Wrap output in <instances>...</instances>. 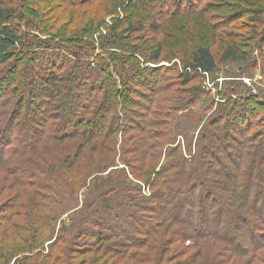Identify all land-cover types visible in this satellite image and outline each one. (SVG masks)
I'll use <instances>...</instances> for the list:
<instances>
[{"label": "trees", "instance_id": "16d2710c", "mask_svg": "<svg viewBox=\"0 0 264 264\" xmlns=\"http://www.w3.org/2000/svg\"><path fill=\"white\" fill-rule=\"evenodd\" d=\"M134 2L148 10L162 5L150 11L155 32L167 23L183 31L179 22L186 17L187 31L197 33L204 24L212 39L195 46L185 64L194 74L159 67L162 44L141 47L138 37L130 38L143 27L121 19L109 32L129 41L123 43L128 54H110L117 42L105 41L95 55L90 38L116 8ZM169 2L0 0V99L15 91L28 104L38 98L36 107L47 108L54 128L51 139L24 158L23 171L8 164L13 150L5 158L0 143V264H264V254L256 256L264 250V103L234 81L224 84L222 102L207 119L182 115L204 93L187 85L214 72L216 59L244 63L254 48L264 54V0ZM38 33L49 37L38 39ZM60 51L71 60L63 74L67 59L50 58ZM39 52L48 60L41 70L49 73L38 77ZM22 57L30 78L13 84ZM0 120V140L26 146L20 124L13 126L6 114ZM91 122L98 128L83 127ZM198 127L190 154L189 134ZM247 155L251 171L242 170ZM186 241L193 245L185 247Z\"/></svg>", "mask_w": 264, "mask_h": 264}, {"label": "rangeland", "instance_id": "374dc122", "mask_svg": "<svg viewBox=\"0 0 264 264\" xmlns=\"http://www.w3.org/2000/svg\"><path fill=\"white\" fill-rule=\"evenodd\" d=\"M30 1V0H28ZM160 1H167V0H160ZM170 2H173L174 0H168ZM196 2H200L201 5L204 4L205 2H209L210 0H195ZM55 2L58 1H54L53 4ZM169 2V4H170ZM137 3L134 2L133 4H125L122 7L116 8L113 12V15L107 16L104 20V24L102 25V27L100 28L99 32L94 34L91 38L90 41L92 42V45H94V50H95V55L98 53H101V50H105V49H101L103 48V43L105 41H112V42H117L115 44V46L113 47H109L108 50H111L113 52H110V54H120V52H123V55L128 54V50L123 49L124 42H127V39H120L118 40L115 36L110 35L109 32V27L112 25V22L117 20V19H121L122 21H124V24L128 23L129 21L139 24L143 27L142 31L140 33H135L133 37L130 38V40H133L134 38L138 37V40L136 41L137 43H140L141 47H145V46H152L155 45L157 42H160L162 44V52H161V59H160V63H159V67L161 68H166V67H170L173 68L174 66L177 68V70L181 73H187V74H194V72L192 70H190L189 68L185 67V64H189L190 62V58H191V54L193 52V49L195 48V46H198L199 44L201 45H207L210 44V40L211 35L207 32L208 30H206V28L204 27V24H202L201 29L199 30V26L196 27L197 30H199V32H191V31H187V29H185L186 24L189 22V18L186 17L185 19L181 20L179 22L180 26H182L184 29L179 30V27H175V25L171 24L168 25L167 24H163L162 26H160L159 30L157 32L153 31L151 29V19H150V11L153 9L155 10H161L162 9V5L159 4L157 6H155L154 8H151L150 10H148L147 8H141L138 7L136 5ZM127 5V6H126ZM199 5V4H198ZM33 8L35 9L36 7L33 6ZM165 10V8L163 9ZM158 20H163V18H160ZM15 22H21V24L23 23L22 21H14ZM163 21H160V23L162 24ZM160 25V24H159ZM206 26V25H205ZM125 27V25L120 29L122 30ZM195 27H193L194 29ZM38 39H44V38H48L49 36L43 35L42 33H38L37 34ZM142 36V38H141ZM129 42V41H128ZM141 42H143L141 44ZM32 48V47H31ZM35 51V49H33ZM212 52L215 56V46L212 47ZM67 51H60V57L58 58L56 55H59V52L55 53V56L50 57L51 59H53L56 62H61V56L65 59H67V61L65 63H63L64 65H60V66H64L62 68V73L60 71L61 74H63L64 71L67 70V68L69 67V60L68 59V54H66ZM39 57H40V63H35V75L36 76H45L49 73V71H45V70H41V61H48L46 59L45 55H42V52H39ZM45 54V53H44ZM116 55H111L113 58ZM119 56V55H118ZM140 56V55H139ZM264 56L261 55L260 51L257 50V48L252 49L251 53L249 54L248 58L249 60L246 62H235V63H229V64H221L217 61L218 67L215 69L214 72H212L211 74H199V78L195 79V81L193 83L188 84L187 86H193V85H199V87L201 88V90L204 91L203 94L199 95V99L195 101V103L192 105V108H188L186 110L183 111L184 115L185 113H192V112H197L200 113V115H202L205 119H207L212 112L215 109L216 104H218V102H222V98L219 97V92L221 91V89L224 87L225 83H234V81H240L242 84H244L246 87H248L251 90V94L253 96H258L260 99L258 100H262V102L264 103V61L262 59V57ZM141 57V56H140ZM93 59V58H92ZM91 59V61H92ZM118 59V58H117ZM53 64H56L55 62H53ZM18 68H16L15 70L13 69V73H12V78L13 80V84L14 83H21V82H25V80H28L30 77L28 69L27 68V58L26 57H22L21 60H19L18 62ZM184 65V66H183ZM55 67H57V65H55ZM3 67L0 66V69H2ZM5 68V67H4ZM25 69V70H24ZM165 71V70H163ZM47 72V73H46ZM198 72V71H197ZM164 74V72H163ZM163 74L160 78L163 77ZM167 76V77H166ZM164 77L169 78V74L165 75ZM147 81H152L153 79H145ZM170 80V79H169ZM10 80L9 81H5V85L6 87H8V84H10ZM170 81L166 80V83H168ZM27 83V82H26ZM143 83V82H142ZM15 86V85H13ZM138 86V87H137ZM143 86H146L144 84L140 85H136L137 89H140V92H146V90L144 89ZM80 93L83 91V89L79 88ZM28 91V90H27ZM39 88L37 86H35L33 88V92H37L38 93ZM21 93V94H19ZM147 93V92H146ZM36 94V93H35ZM12 99V100H11ZM40 99V97H39ZM11 101V104H9ZM16 101V103H15ZM38 98L36 99V101L33 103H29L27 102V97L24 98V94L21 91H15L14 94L12 95V97H9L8 99L5 100V102H3V99H0V105L3 109V111H0V117L4 114L9 116V120H11V123L13 124V126H15L16 123H19L20 125H18V128H20V132H19V141L20 140H25L22 141L23 145L26 146H22V147H18L17 146V142L15 140H0V143H2V147L3 145L5 146V155L4 157L6 158L8 151L13 150V153L11 154V156L8 158L10 163V166L14 169L23 171V169L25 168L27 162V159L24 158H32V156L30 155V152H33L37 149L40 150L41 147L38 148L39 144H43L44 141H47L49 139H51V133H53V124L51 121L46 120L47 118V108L46 107H40L37 108L36 106L38 105ZM201 101H205L207 104V107H200V103ZM4 103V104H2ZM15 103V104H14ZM33 104V106H32ZM5 105V106H4ZM153 107V106H152ZM206 108V109H205ZM35 109V111L33 112V110ZM2 112V113H1ZM18 114L20 113V115H17V119L14 118V114ZM264 113V111H263ZM10 114L12 115L10 117ZM174 114V112H173ZM181 115V116H182ZM175 116H179L178 113L175 114ZM261 117L264 118V115H262ZM152 118V117H151ZM139 119H137L138 121ZM96 125L95 122H91L90 124H88V126L84 125L83 127H86L85 129H90L88 127H91L93 125ZM2 125V121L0 120V126ZM94 125V126H95ZM3 126V125H2ZM2 126L0 128H2ZM22 128H21V127ZM34 126V133L31 131V127ZM95 128L97 129L98 127L95 126ZM264 128V127H262ZM261 129V126H259L257 128V130ZM25 133V135L23 134ZM34 134V135H33ZM138 135V133H136ZM182 134V133H180ZM199 134V127L193 132L189 134V139L188 140H192V144H191V153L192 154L194 152V147H193V141L195 143V140L197 138ZM3 135V134H2ZM18 135V133L14 134V137H16ZM26 136V138L24 137ZM116 140H123V138L119 135H117ZM27 139V140H26ZM98 138L94 139V140H98ZM101 139V138H100ZM175 140L182 142V140H186L185 137L183 135H177L175 137ZM6 141V142H4ZM176 142V141H175ZM50 143H52L51 141L48 143V145H50ZM8 144V145H7ZM37 145V146H34ZM40 145V146H41ZM37 148V149H36ZM181 148H184L181 146ZM196 148V147H195ZM236 149V148H235ZM186 155H188V153H186ZM249 155H247L245 157V159L241 162L242 166L245 169H248V171L251 169L250 166L254 167V163L253 161L249 160ZM22 160V161H21ZM241 170V171H242ZM251 171V170H250ZM0 173H3V170L0 171ZM32 183H37L36 179H32ZM229 188H233V186H231V184L228 186ZM258 188V187H257ZM256 188V189H257ZM229 190V189H228ZM262 190V188L260 187L258 189ZM199 191L195 192V199L196 200L198 198V193ZM241 195V194H240ZM216 195H213L211 197L210 203L213 205L216 204ZM252 199V198H251ZM218 201V200H217ZM191 202V201H190ZM212 202H215V204H213ZM221 202V201H220ZM210 204V205H211ZM209 205V204H208ZM229 207L230 205L227 204ZM215 207V206H214ZM212 209H209L210 213H206V215H210L211 217V213H213V211H211ZM223 212V211H222ZM67 214H65L61 219L66 218ZM214 225V222H212ZM249 233V232H248ZM226 235L228 233H225ZM249 236V235H248ZM192 244L191 241H186L184 243L185 247H190ZM264 254V250L263 252L259 251L256 253V256L258 258H261V256Z\"/></svg>", "mask_w": 264, "mask_h": 264}]
</instances>
